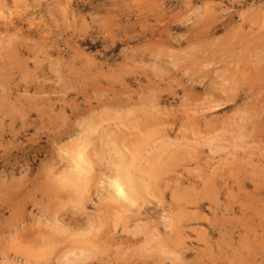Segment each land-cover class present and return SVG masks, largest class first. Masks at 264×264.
Segmentation results:
<instances>
[{"label": "rangeland", "instance_id": "1", "mask_svg": "<svg viewBox=\"0 0 264 264\" xmlns=\"http://www.w3.org/2000/svg\"><path fill=\"white\" fill-rule=\"evenodd\" d=\"M200 4H129L103 54L47 5L0 20V264H156L173 240L191 264H264V0L206 22ZM77 106L83 134L54 159L45 129Z\"/></svg>", "mask_w": 264, "mask_h": 264}, {"label": "clouds", "instance_id": "2", "mask_svg": "<svg viewBox=\"0 0 264 264\" xmlns=\"http://www.w3.org/2000/svg\"><path fill=\"white\" fill-rule=\"evenodd\" d=\"M150 3L156 6L162 0H0V20H8L7 15L9 10L13 14L19 11H33L38 12L43 6L47 5V16L49 17L51 30H64L71 34V38L75 40H91L93 43L100 41L103 44L101 53L108 52L115 43L126 42L122 30L118 27L119 18L122 10L132 5H143ZM190 4L191 0H187ZM238 0H201L200 12L198 19L206 22L209 16L214 14H221L226 11L230 5L236 4ZM187 10V15H193L190 9ZM31 22V21H29ZM180 24L177 19L174 21ZM191 23V21H189ZM8 27L6 23H0V29ZM9 45L0 40V58H2L9 50ZM84 67H92L90 61L85 59L83 61ZM72 79L67 81L69 88L74 82L72 73L67 74ZM89 101L85 100L83 103L87 104ZM6 102L0 99V110H3ZM7 107L16 111V105L10 104ZM88 115L87 108L73 109L67 119L59 118L53 120L45 133L48 136L50 144V152L54 159L59 158V152L65 143L70 142L82 135L80 127L82 120ZM37 165H32V170L36 171ZM107 181H105V186ZM188 249L180 240H173L168 244L167 254L163 260L157 261L156 264H191L187 259Z\"/></svg>", "mask_w": 264, "mask_h": 264}, {"label": "bare ground", "instance_id": "3", "mask_svg": "<svg viewBox=\"0 0 264 264\" xmlns=\"http://www.w3.org/2000/svg\"><path fill=\"white\" fill-rule=\"evenodd\" d=\"M36 15H37V14H36ZM36 18H38V17L36 16ZM0 22H1V21H0ZM33 23H34V22H33ZM33 23H32V24H33ZM35 23H36V22H35ZM42 23H43V22H42ZM13 24H14V23H13ZM24 24H25V23H24ZM17 26H18V25H17ZM43 26H44V25H43ZM33 27H34V26H33ZM45 27H46V26H45ZM6 28H7V27H6ZM4 29H5V28H4ZM9 29H10V28H9ZM13 29H14V28H13ZM17 29H19V28H17ZM22 29H23V28H22ZM4 31H5V30H4ZM13 32H14V31H13ZM37 32H38V31H37ZM14 33H15V32H14ZM32 33H33V31H32ZM34 33H35V32H34ZM44 33H45V32H44ZM46 33H47V32H46ZM9 34H10V33H9ZM15 34H16V33H15ZM21 34H22V33H21ZM49 34H50V33H49ZM49 34H48V35H49ZM41 35H42V34H41ZM44 35H45V34H44ZM9 36H10V35H9ZM18 36H19V35H18ZM25 36H26V35H25ZM29 36H30V35H29ZM12 37H13V36H12ZM45 37H46V36H45ZM2 38H3V36H2ZM8 38H9V37H8ZM15 38H16V37H15ZM28 38H29V37H28ZM24 39H25V38H24ZM36 39H37V38H36ZM43 39H44V38H43ZM27 40H28V39H27ZM30 40H31V39H30ZM47 40H48V39H47ZM4 41H5V40H4ZM21 41H22V40H21ZM45 41H46V40H45ZM45 41H44V42H45ZM11 42H12V40H11ZM26 42H27V41H26ZM21 44H22V43H21ZM21 46H22V45H21ZM25 49H26V48H25ZM15 50H17V49H15ZM20 50H22V49H20ZM9 54H10V53H9ZM11 54H12V53H11ZM6 56H7V55H6ZM11 59H12V58H11ZM21 61H22V60H21ZM1 62H2V61H1ZM40 64H41V63H40ZM199 64H200V63H199ZM203 64H204V63H203ZM1 65H2V64H1ZM3 65H4V64H3ZM1 67H2V66H1ZM16 67H17V66H16ZM16 67H15V68H16ZM25 67H26V66H25ZM9 68H10V67H9ZM4 69H5V65H4ZM19 69H20V68H19ZM23 69H24V66H23ZM1 70H2V69H1ZM15 70H17V69H15ZM20 71H21V70H20ZM11 72H12V71H11ZM14 72H15V71H14ZM14 72H13V73H14ZM15 73H16V72H15ZM18 73H19V71H18ZM18 73H16V74H18ZM20 73H22V72H20ZM0 75H1V73H0ZM14 75H15V74H14ZM3 78H4V77H3ZM29 78H30V77H29ZM0 79H1V78H0ZM21 80H22V79H21ZM3 81H4V80H3ZM12 81H13V80H12ZM1 84H2V83H1ZM1 86H2V85H1ZM4 86H5V85H4ZM10 87H11V86H10ZM1 88H2V87H1ZM5 88H6V87H5ZM8 88H9V87H8ZM16 88H17V87H16ZM34 90H36V89H34ZM6 91L9 92V90H7V89H6ZM2 92H3V91H2ZM4 92H5V91H4ZM10 92H11V91H10ZM33 92H34V91H33ZM38 92H39V91H38ZM14 93H15V92H14ZM9 95H10V94H9ZM35 95H36V94H35ZM44 95H45V94H44ZM1 96H2V94H1ZM29 96H30V95H29ZM33 96H34V94H33ZM3 97H4V95H3ZM13 97H14V96H13ZM1 98H2V97H1ZM7 98H9V96H8ZM10 98H11V97H10ZM10 98H9V99H10ZM29 98H30V97H29ZM2 99H3V98H2ZM33 99H34V98H33ZM16 100H17V99H16ZM5 101H6V100H5ZM7 102H8V101H7ZM7 102H6V104H9V103H7ZM13 102H14V101H13ZM18 102H19V99H18ZM26 102H27V100H26ZM16 104H17V103H16ZM35 104H36V103H35ZM104 104H105V103H104ZM4 111H5V110H4ZM11 111H12V110H11ZM1 114L3 115V113H1ZM1 114H0V115H1ZM4 114H5V113H4ZM8 114H9V113H8ZM10 114H11V113H10ZM5 116H6V114L4 115V117H3V116H2V117L5 119ZM13 116H14V115H13ZM13 116H11V119L14 118ZM12 117H13V118H12ZM0 119H1V118H0ZM8 120H10V119H8ZM13 121H14V120H13ZM1 122H2V121H0V123H1ZM3 122H4V121H3ZM3 122H2V123H3ZM6 122H7V121H6ZM6 122H5V123H6ZM10 122H11V120H10ZM13 123H14V122H13ZM3 133H4V131H3ZM1 134H2V133H1ZM83 138H84V136H83ZM80 139H81V138H80ZM82 140H83V139H82ZM109 141H110V140H109ZM81 142H83V141H81ZM81 142H80V143H81ZM85 143H86V142H85ZM84 146H85V145H84ZM84 146H83V147H84ZM72 147H73V146H72ZM71 149H72V148H71ZM80 150H82V149H80ZM83 150H84V149H83ZM69 151H70V150H69ZM76 151H77V150H76ZM91 152H92V151H91ZM74 153H75V152H74ZM81 154H82V153H81ZM122 154H123V153H122ZM168 154H170V153H168ZM73 155H75V154H73ZM93 155H94V154H93ZM93 155H92V156H93ZM184 155H185V154H184ZM92 156H91V157H92ZM67 157H68V156H67ZM73 157H74V156H73ZM159 157H160V156H159ZM170 157H171V156H170ZM75 158H76V157H75ZM82 158H84V157L82 156ZM82 158H81V159H82ZM130 158H131V157H130ZM164 158H165V156H164ZM68 159H69V158H68ZM68 159H67V160H68ZM133 159H134V158H133ZM162 159H163V158H162ZM77 160H78V159H77ZM123 160H124V159H123ZM127 160H128V159H127ZM160 160H161V159H160ZM160 160H159V161H160ZM125 161H126V159H125ZM132 161H134V160H132ZM67 162H68V161H67ZM81 162H83V161H81ZM86 162H87V160H86ZM116 162H117V160H116ZM127 162H128V161H127ZM160 162H161V161H160ZM164 162H165V161H164ZM68 163L71 164V162H68ZM87 163H88V162H87ZM124 163H125V162H124ZM75 164H77V163H75ZM83 164H84V163H83ZM83 164H82V165H83ZM132 164H133V163H132ZM66 165H67V164H66ZM118 165H120L119 162H118ZM125 165H126V164H125ZM135 165H136V164H135ZM163 165H165V164H163ZM76 166H77V165H76ZM78 166H79V165H78ZM78 166H77V167H78ZM85 166H87V165H85ZM150 166H151V165H150ZM152 166H153V165H152ZM158 166H160V165H158ZM77 167H75V168H77ZM80 167H81V166H80ZM127 167H129V166L127 165ZM134 167H135V166H134ZM84 168H85V171H86V174H87L86 167H84ZM84 168H83V166H82V167H81V170H84ZM88 168H89V167H88ZM88 168H87V169H88ZM146 168H147V167H146ZM89 169H90V168H89ZM91 169H92V168H91ZM91 169H90V170H91ZM152 169H153V168H152ZM154 169H155V167H154ZM171 169H172V168H171ZM127 170H128V169H127ZM149 170H150V169H149ZM79 171H80V170H79V168H78V174L80 173ZM85 171H84V172H85ZM88 171H89V170H88ZM124 171H125V170H124ZM124 171H123V169H122V166H120V168H119V170H118V174H119V175H118V178H117V180L115 181V183H114L113 186H115L117 194H118V189H119V190H123L124 193H125V196H124L123 198H124V199H128V198H129V194H128L127 192L130 190V188L132 187V185H131V181H127L126 183L123 181V179H122V173H123ZM76 172H77V170H76ZM76 172H75V173H76ZM81 172H82V171H81ZM91 172H92V171H91ZM130 172H131V170H130ZM89 173H90V172H89ZM89 173H88V174H89ZM127 173H128V172H127ZM157 173H158V172H157ZM82 174H83V173H82ZM74 176H75V174H74ZM81 176H82V175H81ZM83 176L85 177V175H83ZM158 176L160 177V175H158ZM150 177H151V175H150ZM152 177H153V176H152ZM159 177H158V178H159ZM79 178H80V177H74V179H79ZM158 178H157L156 180H159V179H160V178H159V179H158ZM81 179L85 180L84 178H81ZM154 180H155V179H154ZM67 181H68V180H67ZM76 181H77V180H76ZM80 181H81V180H80ZM85 181H86V180H85ZM142 181H143V180H142ZM146 181H147V180H146ZM149 181H150V180H149ZM78 182H79V181H78ZM83 182H84V181H83ZM83 182H82V183H83ZM93 182H94V181H93ZM136 182H138V181H136ZM150 182H152V181H150ZM76 183H77V182H76ZM86 183H87V182H86ZM86 183H84L83 185H85ZM138 183H139V182H138ZM138 183H137V184H138ZM143 183L146 184V182H143ZM156 183H157V182H156ZM70 184H71V182H70ZM73 184H74V183H73ZM142 185H143V184H142ZM146 185H147V184H146ZM146 185H145V187H146ZM149 185H150V184H149ZM85 186H86V185H85ZM124 186L126 187V190H128L127 192H126ZM134 186H135V185H134ZM136 186H137V185H136ZM136 186H135V188H136ZM138 186H141L140 183H139ZM138 186H137V187H138ZM143 186H144V185H143ZM73 187H74V186H73ZM141 187H142V186H141ZM112 188H113V187H112ZM138 188H139V187H138ZM109 189H111V188H109ZM133 189H134V188H133ZM141 189H142V188H141ZM84 190H85V188H84ZM113 190H114V189H112V191H113ZM142 190H143V189H142ZM150 190H151V187H150ZM138 191H139V193H140V190H138ZM143 191H144V190H143ZM152 191H153V190H152ZM130 193H131V190H130ZM139 193H138V194H139ZM159 193H160V192H159ZM161 193H162V192H161ZM110 194H111V193H110ZM135 194H137V193H135ZM114 195H115V193H114ZM146 195H147V194H146ZM133 196H134V195H133ZM137 196H139V195H137ZM140 196H141V195H140ZM149 197H150V196H149ZM119 198H120V197H119ZM136 199H138V198H136ZM139 199H140V198H139ZM139 199H138V200H139ZM141 199H142V197H141ZM144 200H145V199H144ZM181 200H182V199H181ZM114 202H115V201H114ZM130 206H132V205H130ZM125 212H126V211H125ZM202 215H203V214H202ZM125 217H126V216H125ZM201 217H202V216H201ZM132 218H134V217H132ZM124 219H125V218H124ZM127 219H128V218H127ZM149 220H150V219H149ZM145 221H146V220H145ZM198 230H199V229H198ZM193 231H194V230H193ZM194 232H195V231H194ZM196 233H197V232H196ZM202 233H203V232H202ZM203 234H204V233H203ZM204 237H205V236H204ZM196 239H197V238H196ZM199 239H200V238H199ZM199 239H198V240H199ZM201 240H202V239H201ZM201 240H200L199 242H201ZM184 241H185V240H184ZM188 253H189V252H188Z\"/></svg>", "mask_w": 264, "mask_h": 264}, {"label": "snow or ice", "instance_id": "4", "mask_svg": "<svg viewBox=\"0 0 264 264\" xmlns=\"http://www.w3.org/2000/svg\"><path fill=\"white\" fill-rule=\"evenodd\" d=\"M118 195L123 198L125 196V193L123 190L118 189Z\"/></svg>", "mask_w": 264, "mask_h": 264}]
</instances>
